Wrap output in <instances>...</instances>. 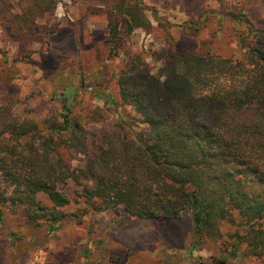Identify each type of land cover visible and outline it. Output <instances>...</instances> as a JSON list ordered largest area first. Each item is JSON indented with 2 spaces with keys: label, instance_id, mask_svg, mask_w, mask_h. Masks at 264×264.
Segmentation results:
<instances>
[{
  "label": "trees",
  "instance_id": "16d2710c",
  "mask_svg": "<svg viewBox=\"0 0 264 264\" xmlns=\"http://www.w3.org/2000/svg\"><path fill=\"white\" fill-rule=\"evenodd\" d=\"M29 15H15V32L34 30ZM105 16L114 54L127 34L151 25L139 0H114ZM238 20L239 56L173 45L160 48L155 69L140 53L128 57L114 74L116 94H104L117 114L112 128L89 132L66 103L41 127L0 103V206L19 209L28 224L60 222L73 216L63 189L72 182L81 214L122 205L134 217L169 219L186 210L194 245L222 238L220 263L264 262V29ZM61 149L78 153V163Z\"/></svg>",
  "mask_w": 264,
  "mask_h": 264
},
{
  "label": "rangeland",
  "instance_id": "374dc122",
  "mask_svg": "<svg viewBox=\"0 0 264 264\" xmlns=\"http://www.w3.org/2000/svg\"><path fill=\"white\" fill-rule=\"evenodd\" d=\"M47 1L0 0V103L41 127L57 122L66 103L89 132L112 128L117 114L104 94H116L114 74L133 54L151 69L160 48L173 45L239 56L245 29L238 16L264 29V0H139L151 25L127 34L114 54L105 39V10L114 0ZM30 12L34 30L23 24L15 32V15ZM60 153L73 165L81 157ZM63 189L71 200L64 210L73 216L60 222L28 224L19 209L0 206V264H264L247 255L220 263L227 254L222 238L194 245L186 210L169 219L134 217L122 205L81 214L79 188L69 182Z\"/></svg>",
  "mask_w": 264,
  "mask_h": 264
}]
</instances>
